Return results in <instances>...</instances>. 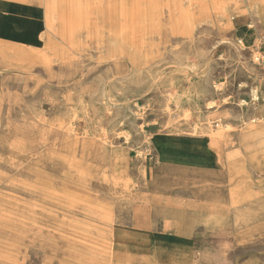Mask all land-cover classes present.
I'll use <instances>...</instances> for the list:
<instances>
[{"label":"rangeland","instance_id":"obj_1","mask_svg":"<svg viewBox=\"0 0 264 264\" xmlns=\"http://www.w3.org/2000/svg\"><path fill=\"white\" fill-rule=\"evenodd\" d=\"M21 1L42 30L0 55V264H179L152 232L264 264V194L234 205L228 175L264 184V0Z\"/></svg>","mask_w":264,"mask_h":264},{"label":"crops","instance_id":"obj_2","mask_svg":"<svg viewBox=\"0 0 264 264\" xmlns=\"http://www.w3.org/2000/svg\"><path fill=\"white\" fill-rule=\"evenodd\" d=\"M25 4V5H23ZM32 17V18H31ZM38 15H35L33 9L31 8V4L27 2H22L21 0H0V55L6 56L7 54L3 52V48L6 46L14 47L15 49L20 50L23 41L32 40V34L25 30L23 31V22L24 21H33V25H35L37 30H42V24L38 20ZM256 18V19H255ZM254 32L256 37V24H260L262 26V31L264 32V14L255 13L254 19ZM245 27L242 26L239 30H244ZM39 31V34H40ZM251 32V30L249 31ZM6 38V40H2ZM27 45V44H26ZM201 156V155H200ZM230 168V164H229ZM235 180H233L234 182ZM253 183L250 181L246 183L244 187L241 188V195L239 196V202L234 204L239 207H244L245 209L249 207L251 204L254 195L261 196L264 194L263 185H259L257 191L253 192ZM149 243L155 245H169L171 249H173L174 253L180 257L179 264H187L190 262V256L187 251L183 250L177 244L172 243L170 237L165 236V239L162 241H155L153 239H147ZM146 240V241H147ZM121 243V241H120ZM119 244V242H118ZM120 245V244H119Z\"/></svg>","mask_w":264,"mask_h":264},{"label":"bare ground","instance_id":"obj_3","mask_svg":"<svg viewBox=\"0 0 264 264\" xmlns=\"http://www.w3.org/2000/svg\"><path fill=\"white\" fill-rule=\"evenodd\" d=\"M33 45L35 46L36 44H33ZM254 97H255V99L258 98L257 92H254ZM260 111H261L262 116H263L261 118V120L264 121V107ZM260 138H262L263 142H264V130L263 131H255V130L251 129V130L247 131V133H245V135H244L245 140L260 139ZM160 139L166 141L168 144L167 150H165L163 153L162 152L159 153V151L156 149V152L159 156L160 163L163 164L165 169H169L172 167L175 168L176 167L175 165H177L176 160H178V156H180V155H176V153L172 149V142L174 141V139L171 137H168L166 135H163V134L160 136ZM259 158L264 163V151L262 153H260ZM202 160L203 159L201 157H193V158L188 159V161H184V162H188L185 164H188V165L192 164V166H194L198 169L199 168L208 169L210 164L209 163L207 164L205 160H203V161ZM228 175L230 177L229 183L231 184L230 195H231L232 203L237 204L239 202V196L242 193L241 188L244 187L246 185V183H248L250 181L247 179L248 177L246 176V172L238 170V169H230L229 168L228 169ZM233 180H235V181L233 182ZM144 238L145 239H153L155 241H162L165 239V236H160V235L152 232L150 234H147V236ZM185 247H187V246H185Z\"/></svg>","mask_w":264,"mask_h":264},{"label":"built area","instance_id":"obj_4","mask_svg":"<svg viewBox=\"0 0 264 264\" xmlns=\"http://www.w3.org/2000/svg\"><path fill=\"white\" fill-rule=\"evenodd\" d=\"M260 60V59H259Z\"/></svg>","mask_w":264,"mask_h":264}]
</instances>
